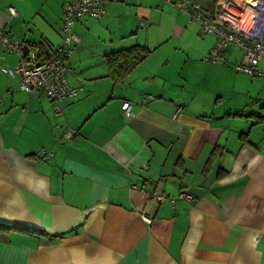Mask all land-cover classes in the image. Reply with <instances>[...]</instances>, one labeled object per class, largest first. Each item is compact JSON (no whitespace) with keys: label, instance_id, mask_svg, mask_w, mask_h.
<instances>
[{"label":"crops","instance_id":"0c3cea01","mask_svg":"<svg viewBox=\"0 0 264 264\" xmlns=\"http://www.w3.org/2000/svg\"><path fill=\"white\" fill-rule=\"evenodd\" d=\"M65 1L0 0V27L46 55ZM104 8L73 26L80 92L62 115L19 89L6 70L20 58L0 46V223L29 230L0 232V264H264V78L235 72V48L206 63L214 37L162 0ZM134 46L151 53L114 82L104 57Z\"/></svg>","mask_w":264,"mask_h":264},{"label":"built area","instance_id":"2783aa9c","mask_svg":"<svg viewBox=\"0 0 264 264\" xmlns=\"http://www.w3.org/2000/svg\"><path fill=\"white\" fill-rule=\"evenodd\" d=\"M162 1L191 22L197 23L202 33L214 37V45L203 55L206 63H225L226 51L235 48L241 53V61L234 65L235 72L249 78H264V71L258 67L259 62L264 60V0H217L212 7L189 0ZM105 2L106 0H66L60 28L61 43L46 55L33 52L23 55V43L10 31L0 27V46L20 58V62L12 70L6 71L17 77L21 91L27 94H45L56 115H62L64 103L76 98L80 92L79 88L71 86L68 81L70 70L67 61L80 44L73 26L83 18L101 19L105 15ZM6 13L9 18L18 15L14 7H9ZM153 99L147 95L141 103L145 104ZM121 112L127 119L132 118V104L123 102ZM74 137L75 134L68 131L62 141ZM52 156L53 151L41 150L34 159L45 162ZM195 198L196 195L190 192H180L176 197L186 201ZM164 199L162 195L156 197L158 202ZM173 201L171 199L172 203ZM143 220L150 223L148 217L143 216Z\"/></svg>","mask_w":264,"mask_h":264},{"label":"trees","instance_id":"16d2710c","mask_svg":"<svg viewBox=\"0 0 264 264\" xmlns=\"http://www.w3.org/2000/svg\"><path fill=\"white\" fill-rule=\"evenodd\" d=\"M177 2L179 0H172ZM192 2H200L206 6L212 7L217 0H189ZM151 51L141 46H134L132 48L108 54L104 57L107 67L108 76L114 82L122 81L128 74H130L136 67H138L150 55ZM10 230H19L21 232H29V230L20 225H5L0 223V232H9ZM43 234L42 231H38Z\"/></svg>","mask_w":264,"mask_h":264},{"label":"water","instance_id":"95a60500","mask_svg":"<svg viewBox=\"0 0 264 264\" xmlns=\"http://www.w3.org/2000/svg\"><path fill=\"white\" fill-rule=\"evenodd\" d=\"M22 52H23V55H27V53L29 52V48L27 45H23Z\"/></svg>","mask_w":264,"mask_h":264},{"label":"rangeland","instance_id":"374dc122","mask_svg":"<svg viewBox=\"0 0 264 264\" xmlns=\"http://www.w3.org/2000/svg\"><path fill=\"white\" fill-rule=\"evenodd\" d=\"M237 57H238V54H237ZM239 74L244 75V74H242V73H239Z\"/></svg>","mask_w":264,"mask_h":264}]
</instances>
